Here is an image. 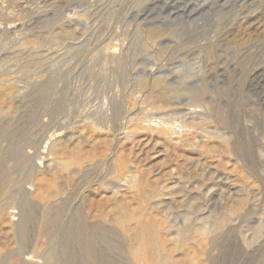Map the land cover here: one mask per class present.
<instances>
[{"label": "rangeland", "instance_id": "1", "mask_svg": "<svg viewBox=\"0 0 264 264\" xmlns=\"http://www.w3.org/2000/svg\"><path fill=\"white\" fill-rule=\"evenodd\" d=\"M0 30V76H9L5 79L15 82L20 95V99L19 95L15 98L18 103L13 102L14 108L18 107L15 118L23 115L19 121L14 118L10 122L21 126L25 132L21 134L29 142L18 161L8 160L6 155L0 160L6 173H14L9 174L12 181L8 190L0 193L2 264H16V256L20 264H47L54 252L61 262L60 241L54 238L63 235L68 220L83 237L97 234L96 228H100L118 247L125 248L127 236L105 216L110 209L79 207L78 192L88 181L102 182L116 175L113 171L109 174V161L102 160L101 151L109 146L105 154L113 157L116 151L121 153L126 169L135 176L133 185L138 186L118 196L128 208L123 209L126 213H139L144 203L155 206L160 201L157 208L149 206L146 210L169 229L167 246L179 227L200 223L207 228L204 238L189 240L175 249L179 264H264V0H0ZM104 49L114 56L109 59ZM19 56L27 60L26 65ZM115 66L122 68L115 72ZM158 119L176 128L173 141L158 130L154 124ZM85 121L97 123L96 141H86L78 130ZM138 122L142 125L134 130ZM0 139L3 148L7 141ZM60 139L79 143L76 145L84 152L83 148H92L100 154L94 160L98 164L87 167L83 175L86 180L81 176L76 178H80L78 182L70 180L61 198L63 203L49 209L58 220L51 231L54 238L49 240L39 237L45 209L25 208L29 204L27 190L35 188L34 177L44 173L46 161L53 157L48 153L50 142L61 145ZM22 160H26L23 165ZM168 183L176 185V194L149 200L140 194V187L156 192ZM95 192V203L111 205L107 192ZM26 210L33 212V219L27 232L29 240L22 243L16 224L10 223ZM69 243L72 246L75 240ZM99 247L106 249L101 242ZM80 259H84L80 264H89L87 258Z\"/></svg>", "mask_w": 264, "mask_h": 264}, {"label": "bare ground", "instance_id": "2", "mask_svg": "<svg viewBox=\"0 0 264 264\" xmlns=\"http://www.w3.org/2000/svg\"><path fill=\"white\" fill-rule=\"evenodd\" d=\"M14 2V1H13ZM19 7V6H18ZM25 7V6H23ZM27 9V8H26ZM41 10V9H40ZM18 11V10H17ZM38 11V10H37ZM48 11V10H47ZM13 12V11H12ZM15 13V12H14ZM25 13V12H24ZM26 13H27V10H26ZM52 13H55V12H52ZM58 13V12H57ZM11 15V14H10ZM17 16V14H15ZM19 15V14H18ZM30 15V14H29ZM38 15V14H37ZM6 16V15H5ZM49 16V15H48ZM21 17V16H20ZM29 17V16H28ZM52 17V16H51ZM38 18V17H37ZM7 19V18H6ZM48 19V18H47ZM57 19V18H56ZM55 19V21H56ZM18 20V19H16ZM15 20V22H16ZM50 20H53V19H50ZM62 20V19H61ZM60 20V21H61ZM24 21V19H23ZM48 21V20H47ZM54 21V20H53ZM58 21V20H57ZM8 22V21H7ZM14 22V23H15ZM20 22V21H19ZM55 23V22H54ZM53 23V24H54ZM9 24V23H8ZM18 24V23H17ZM46 24V23H45ZM57 24V22H56ZM55 24V25H56ZM16 25V23H15ZM54 25V26H55ZM9 26V25H7ZM13 26V25H11ZM17 27V26H16ZM23 27V25L21 26ZM8 28V27H6ZM10 28V27H9ZM15 28V27H14ZM42 28V27H41ZM12 29V28H11ZM18 29V28H17ZM21 29V28H20ZM73 29V28H72ZM10 29H8L9 31ZM14 30V29H13ZM16 30V29H15ZM59 30V29H57ZM75 30V29H74ZM72 30V31H74ZM7 31V32H8ZM11 31V30H10ZM9 31V32H10ZM64 31V34L66 35H71V33L69 31H66V30H62ZM80 31V30H79ZM53 32V31H52ZM56 32V30L54 31ZM76 32V31H75ZM0 33H1V30H0ZM3 33V32H2ZM2 33H1V36H2ZM11 33V32H10ZM47 33V32H46ZM59 33V32H58ZM63 33V32H62ZM73 33V32H72ZM61 34V33H60ZM63 34V36H65ZM7 35V34H6ZM13 35V34H12ZM42 36H44L43 34H40ZM54 35V34H52ZM80 35V34H79ZM46 36V35H45ZM76 36V35H75ZM81 36V35H80ZM136 36V35H135ZM137 37V36H136ZM21 38V37H19ZM28 38V37H27ZM31 38H33V36H31ZM57 38V37H56ZM64 38V37H63ZM77 38H78V35H77ZM25 39V38H24ZM34 39V38H33ZM36 39V37H35ZM47 39V38H46ZM59 39V37L57 38ZM62 39V38H61ZM4 40V39H3ZM17 40V39H15ZM28 40V39H27ZM44 40V38H43ZM49 40V39H48ZM134 40V38H133ZM136 40V39H135ZM34 41V40H33ZM36 41V40H35ZM39 41V40H38ZM63 41V40H62ZM74 41V40H73ZM20 42V41H19ZM23 42V41H22ZM27 42V41H26ZM25 42V43H26ZM3 43V41H2ZM8 43V42H6ZM21 43V42H20ZM30 43H31V40H30ZM36 43V42H34ZM50 43V42H49ZM48 43V44H49ZM4 44V43H3ZM9 44V43H8ZM23 44V43H22ZM47 44V43H46ZM47 44V45H48ZM81 44V43H80ZM79 44V46H81ZM18 45V43H17ZM41 45V43H40ZM39 45V46H40ZM71 45V44H70ZM73 45V44H72ZM26 46V45H25ZM32 46H34L32 44ZM37 48L38 47V43H37ZM35 46V47H36ZM76 46V45H74ZM91 46V45H90ZM102 46V45H101ZM107 46V45H105ZM5 47V45H4ZM14 47H18L16 45H14ZM24 46H22L23 48ZM45 47V46H44ZM54 47V45H53ZM56 47V46H55ZM54 47V48H55ZM58 47V46H57ZM66 47V46H65ZM84 47V46H83ZM99 47V46H98ZM36 48V49H37ZM74 48V47H73ZM78 48V47H77ZM87 48V47H86ZM100 48V47H99ZM106 48V47H105ZM108 48V47H107ZM106 48V49H107ZM26 49V48H25ZM23 49V50H25ZM58 49V48H57ZM66 49V48H65ZM70 49V48H69ZM71 50V49H70ZM78 50V49H77ZM86 50V49H85ZM62 51V50H61ZM96 51V50H95ZM105 51V49H104ZM103 51V54L106 53V51L104 52ZM21 52V51H20ZM38 52V51H37ZM48 52V51H47ZM68 52V51H67ZM79 52V51H78ZM102 52V51H101ZM14 53H17V52H14ZM19 53V52H18ZM17 53V54H18ZM22 53V52H21ZM20 53V54H21ZM44 53V52H43ZM66 53V52H65ZM64 53V54H65ZM80 53V52H79ZM12 54V53H11ZM26 54V53H25ZM34 54V53H33ZM45 54V53H44ZM53 54V53H52ZM78 54V53H77ZM81 54V53H80ZM84 54V53H83ZM94 54V53H93ZM102 54V55H103ZM115 53H112V52H107L105 55H107V57H113ZM2 55V54H1ZM7 55V53H6ZM30 55V54H29ZM59 55V54H58ZM57 55V56H58ZM62 55V54H61ZM97 55V54H96ZM104 55V57H105ZM9 56V55H7ZM22 56V55H21ZM21 56H19L20 60H23L21 58ZM34 56V55H32ZM39 56V55H38ZM119 56V55H118ZM2 57V56H1ZM18 57V56H17ZM36 56H34L35 58ZM72 57H73V53H72ZM77 57V56H76ZM76 57H73V58H76ZM79 57V56H78ZM93 57V56H92ZM103 57V56H102ZM106 57V58H107ZM25 58V57H24ZM26 58H27V55H26ZM25 58V60H26ZM29 58V57H28ZM32 58V57H31ZM51 58V57H50ZM58 58V57H57ZM13 59V57H12ZM17 59V58H16ZM18 59V60H19ZM33 59V58H32ZM37 59V58H36ZM49 59V58H48ZM55 59V58H54ZM80 59V57H79ZM108 59V58H107ZM117 59V56L116 58ZM1 60V59H0ZM6 60V59H5ZM19 60V61H20ZM40 60V59H39ZM45 60V59H44ZM47 60V59H46ZM92 60L89 59V61ZM106 60V59H105ZM120 60V59H119ZM122 60V59H121ZM120 60V63L122 62V64L124 63L123 60L121 61ZM24 61V60H23ZM30 61H33L34 60H29L28 62ZM38 61V60H37ZM48 61V60H47ZM94 61V60H93ZM92 61V62H93ZM25 62V61H24ZM23 62V63H24ZM27 62V60H26ZM26 62H25V65H26ZM41 62V60H40ZM111 62V60H110ZM16 63H20L22 64L21 62H18L16 61ZM42 63V62H41ZM104 63V62H103ZM116 63V62H115ZM114 63V64H115ZM119 63V64H120ZM39 64V63H38ZM75 64V63H74ZM99 64V63H98ZM112 64V63H111ZM118 64V65H119ZM121 64L122 67H125V65L123 66ZM125 64V63H124ZM24 64L22 65V69L24 68L25 66ZM35 65V64H34ZM33 65V66H34ZM66 65V64H65ZM77 65V64H76ZM101 65V63H100ZM117 65V64H115ZM31 66V65H30ZM36 66V65H35ZM75 66V65H74ZM84 66V65H83ZM86 66V65H85ZM92 66V65H91ZM121 66H119L120 68H122ZM32 67V66H31ZM44 67V66H43ZM54 67V66H52ZM61 67V66H60ZM65 67V66H64ZM72 67V66H71ZM70 67V68H71ZM117 66H115V72H116V68H119ZM26 68H28L26 66ZM25 68V69H26ZM34 68V67H32ZM37 68V67H35ZM47 68V67H45ZM85 68V67H84ZM83 68V69H84ZM100 68V67H99ZM107 68V66H106ZM31 69V68H29ZM40 69V68H38ZM91 69V68H90ZM102 70V67L100 68ZM105 70V68H103ZM110 69L113 70V67H110ZM5 70V68H4ZM47 70V69H46ZM71 70V69H69ZM86 70V69H84ZM99 70V69H98ZM119 70V69H118ZM16 71V70H15ZM28 73L30 70H27ZM26 71V72H27ZM32 71V70H31ZM37 71V69L35 70ZM34 71V72H35ZM53 71V70H52ZM100 71V70H99ZM107 71V69H106ZM105 71V72H106ZM12 72V71H11ZM63 72V71H62ZM89 72V71H88ZM108 72V71H107ZM112 72V71H110ZM17 73V72H15ZM26 73H24V76H25ZM43 74V72H42ZM52 74V73H51ZM50 74V76H51ZM88 74V73H87ZM97 74V73H96ZM108 74V73H107ZM1 75V74H0ZM38 76V73L36 74ZM35 75V77H36ZM106 74H104L105 76ZM112 75V73L110 74ZM117 75V74H116ZM124 75V74H123ZM4 76V75H3ZM3 76H0L1 78ZM13 76V75H12ZM16 76V75H15ZM19 76H22L19 75ZM18 76V77H19ZM23 76V77H24ZM59 76V75H58ZM93 76V74H92ZM7 78H9V76H6ZM5 77V78H6ZM17 77V78H18ZM33 77V75H32ZM68 77V76H67ZM97 77V76H96ZM96 77L94 76V78L96 79ZM101 77V76H100ZM108 77V76H107ZM110 77V76H109ZM0 78V137L3 139V140H6V145L5 147L2 148V146H0V160L1 158L3 157V155H6L5 158H9L11 161L12 160H15V161H18L20 158L24 157V146H26L27 141L25 139L26 136H22L23 134L21 133H25V132H22L21 131V126L20 125H17V124H13V122H10V121H13V119L15 118V114H16V111L15 110H18V107L15 109L14 108V104L13 102H17L15 100V98H17V96L19 95L18 94V90L16 89V86H15V82L13 83L12 81L10 80H6L5 78ZM41 78V77H40ZM93 78V79H94ZM102 78V77H101ZM112 79V77H110ZM120 78H123V77H120ZM15 80V78H13ZM28 79V78H27ZM31 79V78H30ZM30 79H28V81L30 82ZM60 79V78H59ZM109 79V81L111 80ZM53 80V79H52ZM62 80V79H61ZM101 81V79H98ZM119 80H122V79H119ZM118 80V81H119ZM124 80V79H123ZM58 81V80H57ZM66 81V80H65ZM117 81V80H116ZM37 82V81H36ZM53 82V81H52ZM51 82V83H52ZM67 82V81H66ZM104 82V81H103ZM102 82V83H103ZM123 82V81H121ZM38 83V82H37ZM49 83V82H48ZM63 83V82H62ZM100 84V85H103V84ZM117 83V82H116ZM120 83V82H119ZM35 84V83H33ZM55 84V83H54ZM111 85V84H109ZM35 86V85H34ZM44 86V84H43ZM112 86V85H111ZM110 86V88H111ZM24 87V86H23ZM28 87V86H26ZM32 87V86H31ZM51 87V86H50ZM63 88V86H62ZM98 88V87H97ZM101 88V86H100ZM108 88V87H107ZM39 89V88H38ZM53 89V88H52ZM36 90V89H35ZM55 90V89H54ZM60 90V89H59ZM98 90V89H97ZM103 90V89H102ZM109 90V89H107ZM22 91V90H21ZM31 91V89H30ZM40 91V90H39ZM46 91V90H45ZM44 91V92H45ZM50 91V90H49ZM53 91V90H52ZM93 91V90H92ZM59 92V91H57ZM94 92V91H93ZM26 93V92H25ZM43 93V91H42ZM99 93V92H98ZM103 93V91H102ZM22 94V93H20ZM33 94V93H32ZM40 94V93H39ZM44 94V93H43ZM56 94V92H55ZM61 94V93H60ZM31 95V94H30ZM42 95V94H40ZM39 95V96H40ZM47 95V94H46ZM64 95V93H63ZM99 95V94H98ZM37 96V97H39ZM56 96V95H55ZM45 98V96H42ZM64 97V96H63ZM62 97V98H63ZM113 97V96H111ZM20 99V95L18 97ZM22 98V97H21ZM25 98V97H24ZM31 98V97H30ZM51 98V97H50ZM56 98V97H55ZM108 98V97H107ZM110 98V97H109ZM29 99V98H28ZM104 99V98H103ZM114 99V98H113ZM18 100V99H17ZM36 100V99H35ZM44 100V99H43ZM42 100V101H43ZM60 100V99H59ZM112 100V99H111ZM110 100V101H111ZM115 100V99H114ZM41 101V100H40ZM63 101V100H61ZM73 101V99L71 100ZM119 101V100H118ZM22 102V101H21ZM50 102V101H49ZM54 102V101H53ZM122 102V101H121ZM20 103V102H19ZM112 103V102H111ZM36 104V103H35ZM115 104H117L115 102ZM25 105V103H24ZM44 106H46V104H43ZM110 105V104H109ZM112 105V104H111ZM114 105V104H113ZM120 105V104H119ZM19 106V104H18ZM69 106V105H68ZM118 106V105H117ZM24 107V106H22ZM28 107V105L26 106ZM32 107V106H31ZM34 107V106H33ZM32 107V108H33ZM53 107V106H52ZM51 107V108H52ZM56 107V105H55ZM62 107V106H61ZM70 107V106H69ZM111 107V106H110ZM114 107V106H113ZM34 109V108H33ZM59 109V108H58ZM61 109V108H60ZM114 109V108H113ZM25 110H27V108H25ZM54 110V109H53ZM53 110H51L50 112H52ZM116 109H114V111H116ZM119 110V108H118ZM28 111V110H27ZM42 111V110H41ZM40 111V112H41ZM49 111V110H48ZM59 111V110H58ZM57 111V112H58ZM94 111V110H93ZM98 111V110H96ZM22 112V111H21ZM29 112V111H28ZM43 112V111H42ZM45 112V110H44ZM54 112V111H53ZM52 112V113H53ZM26 113V112H25ZM50 113V114H52ZM67 113V111H66ZM101 113V112H100ZM29 114H31L29 112ZM28 114V116H29ZM38 114V113H37ZM41 114V113H39ZM38 114V115H39ZM94 114V113H93ZM111 114V112H110ZM115 114V113H114ZM25 115V114H24ZM27 115V114H26ZM35 115V114H34ZM33 115V116H34ZM95 115V114H94ZM19 116V115H17ZM20 116H23V115H20ZM19 116V117H20ZM40 116V115H39ZM53 116V115H52ZM51 116V117H52ZM60 116V115H59ZM111 116V115H110ZM120 116V114H119ZM19 117L15 118L17 119L16 121H19ZM50 117V116H49ZM55 117H56V114H55ZM97 117V116H96ZM121 117V116H120ZM3 118H9L7 121H4ZM22 118V117H21ZM28 118V117H26ZM30 118V116H29ZM28 118V119H29ZM31 118H34L31 116ZM110 118V117H109ZM147 118V117H146ZM145 117L144 119L147 120ZM3 119V121H2ZM38 119V118H37ZM97 118H95L96 120ZM101 119V118H100ZM22 120V119H21ZM27 120V119H26ZM30 120V119H29ZM33 120V119H32ZM31 120V121H32ZM35 120V119H34ZM94 120V121H95ZM102 120V119H101ZM106 120V119H105ZM141 122V118L139 119ZM138 120V121H139ZM50 121V120H49ZM98 121V120H97ZM116 121V120H115ZM155 121V125L156 127L158 128L159 131H161L163 134L166 135L167 139L170 140V141H173V138H174V133H176V128L174 127H171L167 124H164L163 121H161L160 119H158L157 121ZM22 122V121H21ZM24 122V121H23ZM29 122V121H28ZM43 122V121H42ZM47 122V121H46ZM53 122V121H52ZM117 122V121H116ZM141 122H138V123H135L134 124V127L133 129H138L142 124H140ZM153 122V121H152ZM17 123V122H16ZM19 124H21L20 122H18ZM39 123V122H38ZM38 123L36 125H38ZM60 123V121H59ZM62 123V122H61ZM96 123V122H95ZM91 121H85L82 125H80V127L78 128V130H81V134H84L83 136L85 137V140L87 139H94L95 140V134L97 133V129L96 127L98 126L97 123L95 124ZM144 123V121L142 122ZM24 124V123H22ZM33 124V123H32ZM28 126V125H27ZM78 126V125H77ZM108 126V125H107ZM110 126V125H109ZM45 127V126H44ZM59 127V126H58ZM73 127V126H72ZM23 128V126H22ZM27 129V128H26ZM99 129V128H98ZM75 130V129H74ZM100 130V129H99ZM31 129L28 132H30ZM102 131V130H100ZM127 132V131H126ZM128 132H130L128 130ZM36 133V132H35ZM77 133V132H76ZM102 133V132H101ZM125 133V132H124ZM131 133V132H130ZM29 134V133H28ZM27 134V136H28ZM34 134V133H33ZM99 134V132H98ZM26 135V134H25ZM35 135V134H34ZM38 135V134H37ZM67 135V134H66ZM72 135H73V132H72ZM71 135V136H72ZM77 135H79L77 133ZM125 136H129V134L126 133L124 134ZM123 135V136H124ZM64 136V134H63ZM70 136V135H69ZM80 136V135H79ZM77 136V138L79 137ZM131 136V135H130ZM33 137V136H32ZM35 137V136H34ZM41 137V136H39ZM47 137V136H46ZM66 137V136H65ZM98 137V136H97ZM103 137V136H102ZM101 137V138H102ZM126 137V138H127ZM30 138L29 136L27 137V139ZM59 138V137H58ZM56 138V139H58ZM71 138V137H70ZM73 138V137H72ZM100 138V136H99ZM108 138V137H107ZM38 139V138H37ZM80 137L77 139L79 140ZM122 139V138H120ZM125 139V137H124ZM1 140V139H0ZM33 140V138H32ZM74 140V139H73ZM76 140V139H75ZM76 140V141H77ZM84 140V141H85ZM86 140V141H87ZM97 140V138H96ZM95 140V141H96ZM107 140V139H106ZM34 141V140H33ZM59 141V140H58ZM60 141L62 142V144L60 145L59 143L57 144V141H54V142H50L51 144V148L50 146L49 147V154L51 156H53L52 158H49V160L46 161V168H47V172L46 171V168H45V171L44 173L43 172H39L37 174L36 177H34V181H33V184L35 186V188L32 190L31 188H28L29 190H32L31 192L29 190H27V193L29 195V204L26 206L25 209H38L36 207L40 206L41 209H45L43 211V214H42V217H41V227H40V230H39V237L41 236H46L49 240H52V234H51V231H52V228L54 226H57V223H58V220L56 218V215L54 216L52 214V210L49 211V209H54V207L56 205H58V203L62 204L63 202H61V198L62 196L65 194V188L66 186H68L70 182V180H80V178L76 179L77 177H83V175H86V171H87V167L88 166H93L94 164H98V161L96 160V162H94V160L97 158V154H100V153H96L95 150H91L88 146V148L90 149L88 151V149L86 150L85 148H83L86 152L82 151V146L81 147H78L76 144L79 145V143H76V144H73L74 141L71 142V140H67V141H64L62 139H60ZM89 141V140H88ZM93 141V140H92ZM102 141V140H101ZM100 141V142H101ZM105 141V140H103ZM102 141V142H103ZM108 141V140H107ZM106 141V142H107ZM124 141V140H123ZM5 142V141H4ZM78 142V141H77ZM99 142V143H100ZM105 142V143H106ZM80 143H82L80 141ZM84 143V142H83ZM90 144V142H87ZM49 144V145H50ZM97 144V143H96ZM31 145V144H30ZM41 145V144H40ZM81 145V144H80ZM95 145V144H94ZM106 145V144H104ZM108 145V144H107ZM4 146V144H3ZM103 146V145H102ZM108 148V147H107ZM104 147V150L107 149ZM110 148V146H109ZM109 148L107 149V151H109ZM48 149V148H47ZM94 149V148H93ZM103 149V148H102ZM37 150V149H36ZM35 150V151H36ZM101 151V155H103L102 157V160H108L109 161V170H110V175H111V171H113L114 173H116V175H114L113 178H110L106 181L102 180L99 181V180H90L89 179V175L88 176V180L90 181H86L85 183H83L84 185L86 184V186L83 188V186H81L83 189L81 190V187L80 190L82 192H78V193H81L80 195V204H79V207L81 208V204L82 206L86 207V209H110L108 211V214L105 215L107 218H109L111 221H114V223L116 224V226L119 228V230L127 236V245L125 246L124 249L120 248L117 246L116 242L114 240H112L109 236H108V232L104 231L103 229H100V228H96V232L97 234L95 235H86L83 237V233L82 231L80 232L78 229H76L73 225V221L69 222L66 221L65 223V226H64V232H63V235L61 237H53L56 240L60 241L58 242L59 244V247H60V254H61V257H62V260L61 262L58 261V256L55 255V252L53 255H50L48 261H47V264H80V260H83L84 259H80L82 257H85L87 258V260L89 261V264H179L177 262V260L175 259L174 257V251L175 249H180L182 247V245L185 243V242H189V240H194L195 238H204L206 235H207V228L205 226H202L200 225V223L198 224H195V223H187L188 225H185L186 227H182L181 229H177L175 231V235L173 237H171L170 239V243L171 245L168 244V246L166 245V240L169 241L168 239V231L169 229L167 227H164L162 225L161 222H158L157 219H156V215H153L152 213L150 212H147L146 209L149 208V206L151 208H155L156 206L158 207L160 205V201L156 202L155 203V206L152 205L149 201L148 204L144 203V205H142L140 207V212L139 213H134V212H131V213H126L123 209H128V208H124V206L121 204V201L119 200V197L118 196H123L124 194H126L130 189H132L133 187L136 186L133 185V182L135 180V176L132 174V172H128V169H126V159H124L123 155L121 153H118L117 151L113 154V157L112 155H108V154H105V151ZM100 151V150H99ZM98 151V152H99ZM115 151V150H114ZM4 152V154H3ZM111 154H112V151H110ZM28 154V153H27ZM45 156V155H44ZM48 156V155H47ZM7 158V159H8ZM32 158V157H31ZM101 158V157H100ZM4 157L2 158V161H3ZM7 159L5 161H7ZM8 159V160H9ZM30 159V158H29ZM44 159V158H43ZM102 160H100V162H102ZM9 161V162H11ZM26 160H22V165L23 163L25 162ZM8 162V161H7ZM45 162V161H44ZM99 162V163H100ZM3 163V162H2ZM5 163V162H4ZM14 163V161H13ZM18 163V162H17ZM129 163V162H128ZM0 164H1V161H0ZM32 164V162H31ZM107 164V163H106ZM5 165H9V163L5 164ZM14 165V164H13ZM12 165V166H13ZM17 165V164H16ZM19 165V164H18ZM26 165V164H24ZM44 165V167H45ZM12 166L8 169H11ZM20 166V165H19ZM29 166V165H28ZM31 166V165H30ZM2 167L4 168L5 166L2 164V166L0 165V193L1 192H5L6 189L9 187L10 183H11V178H10V171H9V174L6 173L7 170L6 168L5 169H2ZM9 167V166H8ZM16 167V166H14ZM28 168V167H26ZM108 168V167H107ZM14 169V168H13ZM90 169H88V172H89ZM112 172V173H113ZM16 173V172H15ZM37 173V172H36ZM113 173V174H114ZM14 174V173H13ZM11 174V175H13ZM90 174V172H89ZM104 174V173H103ZM106 174V173H105ZM86 177V176H85ZM92 178V177H91ZM82 179V178H81ZM85 179V178H84ZM86 180V179H85ZM82 181H84L82 179ZM136 181V180H135ZM18 182V181H17ZM73 183L76 184V181H74ZM82 184V183H81ZM82 184V185H83ZM74 185V184H71V186ZM80 185V184H79ZM96 187H95V186ZM139 185V184H138ZM18 186V185H17ZM33 186V185H32ZM70 186V185H69ZM78 186V185H77ZM75 187V186H74ZM138 187V186H136ZM135 187V189H137ZM17 188V187H16ZM73 188V187H72ZM159 188V187H158ZM101 189V191L103 192H107L108 193V197H107V200H110L111 201V205H107L106 203H102V202H97L95 203V200H94V196H95V191ZM8 190V189H7ZM79 190V191H80ZM15 191V190H14ZM69 191V190H68ZM132 191V190H131ZM137 191V190H136ZM140 194L142 196V198L147 199H152V198H156L161 195H170L172 196L171 194H176V185H174L173 183L171 184H164L163 186H161L156 192H147L146 190H144L142 187H140ZM130 192V191H129ZM70 193V192H69ZM132 193V192H131ZM12 194V193H11ZM10 194V195H11ZM77 194V193H76ZM6 195V194H5ZM8 196V197H11V196ZM14 195V194H13ZM2 195H0V197H2ZM7 196V195H6ZM71 196V195H70ZM79 196V195H78ZM174 196V195H173ZM72 197V196H71ZM169 197V196H168ZM64 198V197H63ZM149 198V199H148ZM174 198V197H173ZM5 199V198H3ZM7 199V198H6ZM9 199V198H8ZM7 199V200H8ZM68 199V198H67ZM65 199V200H67ZM157 199V198H156ZM159 199V198H158ZM11 200V199H10ZM4 201V200H3ZM9 201V200H8ZM70 200H68L67 203H69ZM147 202V201H146ZM67 203L64 202V205H66ZM2 204V203H1ZM6 205V204H5ZM61 205H59V208H60ZM67 206V205H66ZM39 207V208H40ZM156 207V208H157ZM57 208V209H59ZM68 208V207H67ZM150 208V209H151ZM63 209V208H62ZM77 209V208H76ZM79 209V208H78ZM114 209V211L112 210ZM142 209V210H141ZM24 211L19 218H17L16 222L14 223H10V225H13V224H16L17 226V230H16V233H17V238L20 242L22 243H25L29 240L28 238V235H27V232L28 231V227H29V223L32 221V215H33V212H30V211ZM51 212V213H50ZM3 213V212H1ZM32 213V214H31ZM54 213V212H53ZM4 214V213H3ZM8 215L5 214L4 216ZM9 217H13V216H9ZM5 218V217H4ZM3 219V218H2ZM8 219V218H7ZM11 219V218H10ZM15 219V218H14ZM70 219V217H69ZM1 220V219H0ZM5 221V220H4ZM6 222V221H5ZM8 222V221H7ZM10 222V221H9ZM8 222V224H9ZM13 222V220H12ZM4 223V222H3ZM2 223V224H3ZM40 224V223H39ZM9 225V226H10ZM8 226V227H9ZM30 229V228H29ZM10 233V232H9ZM30 233V232H29ZM9 235V234H8ZM7 236V235H6ZM11 238V237H10ZM53 239V240H54ZM75 240V243H74V240ZM71 240V243H74L71 244L69 243V241ZM192 240V241H193ZM100 242L103 243L106 247V249H101L99 247L100 245ZM5 243V242H4ZM8 244V242H7ZM76 244V245H75ZM186 244V243H185ZM80 252H82L84 255L81 256L80 255ZM2 255V254H1ZM6 255V254H5ZM125 256V258H124ZM2 257V256H0ZM8 257V256H7ZM127 257V258H126ZM4 258V257H3ZM17 258V262L16 264H20V260L18 259V257L16 256ZM9 260L11 258H8ZM14 259V258H12ZM1 260V258H0ZM16 260V259H15ZM6 261V260H5ZM8 261V260H7ZM12 262H14L12 260ZM131 262V263H130ZM8 263V262H6ZM11 262H9L10 264ZM0 264H2L0 262ZM15 264V263H14ZM22 264H27V263H22Z\"/></svg>", "mask_w": 264, "mask_h": 264}]
</instances>
